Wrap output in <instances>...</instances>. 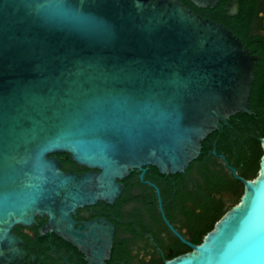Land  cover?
<instances>
[{"label": "water", "instance_id": "95a60500", "mask_svg": "<svg viewBox=\"0 0 264 264\" xmlns=\"http://www.w3.org/2000/svg\"><path fill=\"white\" fill-rule=\"evenodd\" d=\"M254 59L180 0H0V264L24 259L13 227L36 216L88 264H104L111 228H75L72 214L112 203L132 169L183 171L210 132L250 113ZM259 142L257 174L243 179L239 200L164 264H264ZM57 153L87 170H64Z\"/></svg>", "mask_w": 264, "mask_h": 264}, {"label": "flooded vegetation", "instance_id": "af4514ba", "mask_svg": "<svg viewBox=\"0 0 264 264\" xmlns=\"http://www.w3.org/2000/svg\"><path fill=\"white\" fill-rule=\"evenodd\" d=\"M180 1L238 36L255 57L253 81L257 75L264 78V0H216L204 6ZM227 2L236 4L235 14H228ZM262 86L257 103L264 108V81ZM248 109V114L258 118L249 100ZM260 137L237 112L228 124L218 126L201 141L198 156L183 171L160 173L152 165L130 170L120 180L122 190L112 203L98 200L76 209L74 227L83 229L86 223L95 222L111 228L110 253L104 264H164L199 244L239 200L243 179L257 174L260 157L254 160L250 144ZM46 220V216H36L28 226L13 227L25 252L18 264H88L75 245L43 229Z\"/></svg>", "mask_w": 264, "mask_h": 264}, {"label": "trees", "instance_id": "16d2710c", "mask_svg": "<svg viewBox=\"0 0 264 264\" xmlns=\"http://www.w3.org/2000/svg\"><path fill=\"white\" fill-rule=\"evenodd\" d=\"M193 10L195 11V9ZM263 81L264 78L258 79V75H257V80L255 79V81H253L251 84V91L248 99L251 102V105L254 107L258 118H256L254 114L240 112L241 118L244 121L249 122L250 131L253 132L256 136H264V108L260 107L257 103L258 98H261L262 96ZM250 123H253V126L250 125ZM250 147L251 150L253 151V154H255L254 160L257 162L262 152L259 139L255 138V140L251 142ZM56 155L62 159V155H66V154L57 153ZM61 167L63 169H68V168L77 169L79 165L73 162L70 159V157H67L66 161L61 160Z\"/></svg>", "mask_w": 264, "mask_h": 264}, {"label": "bare ground", "instance_id": "6f19581e", "mask_svg": "<svg viewBox=\"0 0 264 264\" xmlns=\"http://www.w3.org/2000/svg\"><path fill=\"white\" fill-rule=\"evenodd\" d=\"M197 1L202 2V0H197Z\"/></svg>", "mask_w": 264, "mask_h": 264}]
</instances>
